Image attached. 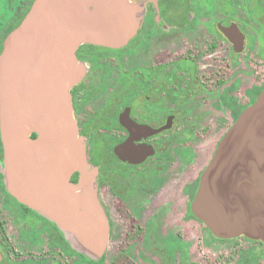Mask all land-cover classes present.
<instances>
[{"label":"flooded vegetation","instance_id":"1","mask_svg":"<svg viewBox=\"0 0 264 264\" xmlns=\"http://www.w3.org/2000/svg\"><path fill=\"white\" fill-rule=\"evenodd\" d=\"M130 1L140 8L130 15L133 35L117 47L78 45L82 75L69 90L97 168L106 249L98 259L77 251L54 221L8 191L0 132V264H134L132 246L183 247L173 222L180 213L182 224L203 225L191 209L200 176L264 89V0ZM32 2L0 0V52ZM109 244L131 247L110 254Z\"/></svg>","mask_w":264,"mask_h":264},{"label":"water","instance_id":"2","mask_svg":"<svg viewBox=\"0 0 264 264\" xmlns=\"http://www.w3.org/2000/svg\"><path fill=\"white\" fill-rule=\"evenodd\" d=\"M138 12L130 0H33L0 52L6 187L92 259L106 249L108 224L97 168L87 161L73 118L69 90L82 75L75 49L126 43L135 29L130 15ZM191 209L219 238L245 236L264 245V89L219 141Z\"/></svg>","mask_w":264,"mask_h":264},{"label":"rangeland","instance_id":"3","mask_svg":"<svg viewBox=\"0 0 264 264\" xmlns=\"http://www.w3.org/2000/svg\"><path fill=\"white\" fill-rule=\"evenodd\" d=\"M96 152L99 155L101 153L99 148L96 149ZM180 216L181 213L175 216L173 222L178 226L180 237L184 240L182 244L186 258L197 264H238V251L249 248L253 244L256 246L255 243L242 237L223 242H211L204 225L193 221L182 224L179 221ZM119 247L128 248L131 246L109 244L110 254L115 253ZM131 252L134 264H160L163 260L154 252V248L151 249L149 246L146 248L143 244L132 246ZM178 255L174 260H171L172 264H182ZM261 264L264 262L261 261Z\"/></svg>","mask_w":264,"mask_h":264},{"label":"trees","instance_id":"4","mask_svg":"<svg viewBox=\"0 0 264 264\" xmlns=\"http://www.w3.org/2000/svg\"><path fill=\"white\" fill-rule=\"evenodd\" d=\"M190 215H192V213L190 212ZM194 217V216H193ZM204 229L206 230L210 241L212 242L213 240H217L219 242H223V241H227V240H233V239H237V237L234 238H219L217 236H215L214 234H212L210 232V230L204 226ZM243 239H246L252 243H255L256 246H254V244L252 246H250L249 248L246 249H241L238 252V264H261V261L264 262V245L261 241H257V240H252L250 238H247L245 236H241ZM144 247H151L154 248V252L161 256V258H163V260L161 261L160 264H172L171 260H174L176 258V255H178L179 260L181 261V263H185V264H197L194 263L192 261H190L188 258H186L185 255V251L183 249V247L178 246V244H169V245H151V244H143ZM97 263V262H94Z\"/></svg>","mask_w":264,"mask_h":264}]
</instances>
